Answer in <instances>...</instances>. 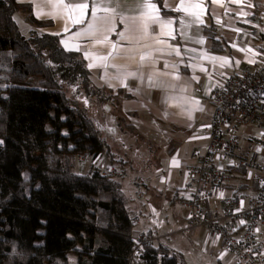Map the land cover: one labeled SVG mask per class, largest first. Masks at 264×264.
<instances>
[{
    "label": "crops",
    "instance_id": "obj_1",
    "mask_svg": "<svg viewBox=\"0 0 264 264\" xmlns=\"http://www.w3.org/2000/svg\"><path fill=\"white\" fill-rule=\"evenodd\" d=\"M17 1L28 3L36 19L50 20L39 30L79 52L91 81L117 95L119 117L132 125L123 131L127 142L141 137L162 150L144 177L142 200L129 203L137 213L135 230L150 233L156 245L163 242L161 229H171L169 243L183 264H232L205 227H187L181 169L207 142L211 87L264 55V0ZM208 27L217 42L207 36ZM113 149L112 156L88 159L87 170L94 162L119 166L124 158Z\"/></svg>",
    "mask_w": 264,
    "mask_h": 264
},
{
    "label": "trees",
    "instance_id": "obj_2",
    "mask_svg": "<svg viewBox=\"0 0 264 264\" xmlns=\"http://www.w3.org/2000/svg\"><path fill=\"white\" fill-rule=\"evenodd\" d=\"M16 13L32 26L27 36ZM50 23L28 3L0 0V264H130L137 213L129 203L136 198L123 177L94 163L85 173L73 170L78 155L112 156L98 114L117 106V95L91 81L79 52L39 30ZM214 33L206 29L217 42ZM117 123L123 131L132 126L121 117ZM118 162L126 173L127 162ZM141 257L183 264L163 242L145 246Z\"/></svg>",
    "mask_w": 264,
    "mask_h": 264
},
{
    "label": "built area",
    "instance_id": "obj_3",
    "mask_svg": "<svg viewBox=\"0 0 264 264\" xmlns=\"http://www.w3.org/2000/svg\"><path fill=\"white\" fill-rule=\"evenodd\" d=\"M208 98L214 109L204 127L207 142L193 152L196 161L181 169L187 227H205L232 264H264V55L223 76ZM94 165L109 176H126L120 166ZM131 186L142 200L145 179L134 177ZM134 240L130 264H145L141 252L155 237L136 231Z\"/></svg>",
    "mask_w": 264,
    "mask_h": 264
},
{
    "label": "rangeland",
    "instance_id": "obj_4",
    "mask_svg": "<svg viewBox=\"0 0 264 264\" xmlns=\"http://www.w3.org/2000/svg\"><path fill=\"white\" fill-rule=\"evenodd\" d=\"M14 18L17 21L22 34L27 36L32 29L31 24L24 19L23 14L16 13L14 14ZM114 115H116V118L119 119L117 108L114 105L111 107L107 106L105 109L99 108L98 116L102 125L100 135L106 136L111 146L114 148L113 151L123 157L127 162V174L122 178V182L124 190L127 194H129L132 190L128 183L129 178L136 176L138 173L143 178L147 175H151L153 165L156 164V160L161 156L162 150L159 147L156 150V146L154 144L150 145V142L149 144L145 143L141 137H139L138 141L127 142L126 134H124L123 130L120 128V124L116 123ZM88 164V159H84L83 162H79L75 159L73 170L76 173H85L87 171ZM25 174H27V172H25ZM172 223H174V219L172 214H170V217H168V221L166 222L168 228H171L170 224ZM161 230L164 233V235L160 237L163 242L174 247L175 243L170 244V240L167 241V239L171 237L169 233L171 232V229L166 230V228H163ZM68 259L69 262L74 263L76 260L75 254L73 252L69 253Z\"/></svg>",
    "mask_w": 264,
    "mask_h": 264
},
{
    "label": "snow or ice",
    "instance_id": "obj_5",
    "mask_svg": "<svg viewBox=\"0 0 264 264\" xmlns=\"http://www.w3.org/2000/svg\"><path fill=\"white\" fill-rule=\"evenodd\" d=\"M142 59H143V57H142ZM0 143H2V141H0Z\"/></svg>",
    "mask_w": 264,
    "mask_h": 264
}]
</instances>
